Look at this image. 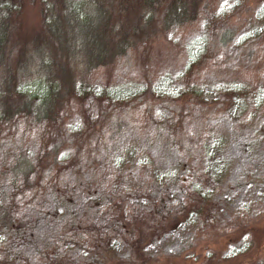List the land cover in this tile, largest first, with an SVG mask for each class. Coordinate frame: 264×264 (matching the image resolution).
Listing matches in <instances>:
<instances>
[{
    "label": "trees",
    "instance_id": "obj_1",
    "mask_svg": "<svg viewBox=\"0 0 264 264\" xmlns=\"http://www.w3.org/2000/svg\"><path fill=\"white\" fill-rule=\"evenodd\" d=\"M214 9V0H0V144L14 135L24 138L28 130L34 139L15 153L7 145L0 148V191H11L1 197L0 264H26L16 250L29 237L27 222L17 212L23 209L20 203L40 207L44 196L46 202L62 199L71 205L75 195L94 193L101 197L99 211L109 215L107 232L84 214L70 215L57 223L60 250L53 251V242L44 243L39 259L29 255L33 264H74L72 259L81 264L78 257L90 252L99 258L97 264H175L180 259L192 264H264V257L258 260L264 252L262 241L248 240L261 224L264 233V196L254 200L249 195L232 215L217 217L216 210L223 208L215 201L227 197H219V171L210 165L244 134L264 144L259 79H247L239 87L232 79L240 68L262 70L264 4L245 27L217 20L224 15H215ZM70 26L82 51L69 43ZM188 44L193 45L186 49ZM172 45L187 54L185 63L172 72L148 73L144 84L108 78L116 60L131 53L144 58L162 54ZM76 57L88 72L75 67ZM27 59L38 62L42 73L36 80L29 74L24 80L29 84L22 85L18 75ZM240 61L247 66L238 65ZM224 64L231 74L216 75ZM79 70L86 78L99 77L98 88L84 86ZM207 82L217 89L213 96L205 94ZM89 94L95 115L73 121L90 106L82 104ZM143 121L158 128L140 135V147L131 141L127 147L121 143L116 155L104 151L121 137L122 123L141 128ZM161 138L169 142L167 149L178 162L169 171L152 159L151 146ZM93 155L108 164L96 168ZM164 171L171 183H178V191H169L168 197L150 187ZM257 180L264 183V174ZM177 194L171 203L168 198ZM96 204L92 200L85 209ZM186 223L185 246L157 256L144 252L152 239ZM115 235L128 245L123 255L111 253ZM243 244L240 252L224 255L227 247Z\"/></svg>",
    "mask_w": 264,
    "mask_h": 264
},
{
    "label": "rangeland",
    "instance_id": "obj_2",
    "mask_svg": "<svg viewBox=\"0 0 264 264\" xmlns=\"http://www.w3.org/2000/svg\"><path fill=\"white\" fill-rule=\"evenodd\" d=\"M215 2V9L214 14L220 15L221 13L224 15V17H220V19H217L221 22H235L238 25H242V27H245L247 25V21L256 13L259 9H261V5L264 4V0H214ZM29 14H32L28 16L29 20L32 19L34 16V11L31 10ZM219 17V16H218ZM216 20V19H214ZM71 25V24H70ZM73 26H76L73 24ZM204 25H201L200 30L203 28ZM258 26V25H256ZM33 30V29H32ZM245 28H241V32L245 31ZM71 26L68 27L67 34H71V42L70 45L74 46L76 49L82 51V47L80 45V40H76V36L71 33ZM193 44H188L186 49H188ZM195 46V45H194ZM233 49V48H232ZM182 49H179L178 47H175L172 45L170 49H165L162 54H154L149 55L148 57L144 58L142 56H137V53H131L126 55L122 60H116L113 68L109 69L111 71L110 78L115 83H143V76H147L148 73L155 74L159 73L160 70L163 72H172L173 69H176L178 67H181L187 59V54L185 52L184 55H182L181 52ZM231 51V49H230ZM26 65L23 69L20 75H18L19 83H22V85H28V81H24L29 74L34 76V80L41 77L39 72L40 64L34 63V61H30V59H27ZM80 59L76 57V66L79 67L80 70H83V72H88L86 65H82V63H79ZM245 63L247 61L244 60ZM243 61H240L238 65L247 66ZM162 65V66H161ZM149 66V69H148ZM160 66V67H159ZM241 66V67H242ZM165 68V69H163ZM257 67L253 66L251 70H256ZM79 70V71H80ZM108 70V71H109ZM153 70V71H152ZM250 71L248 68L240 70H234V75L232 76L233 80L237 81V85L239 87L238 83H245L244 81H247V79L254 78L255 80L259 79V84L261 86V89L259 92L262 91V94L264 96V63L262 65V70L253 72ZM82 71H80L81 76L83 77V84L84 86H91L92 89L95 90L98 88V79L99 77L93 78H86ZM230 66L227 64L219 65L218 70H216V75H219V73H227V75L231 74ZM94 74V73H93ZM150 74V75H151ZM211 75V72H209ZM36 75V76H35ZM97 74H95L96 76ZM210 75H203L202 79H208L210 78ZM222 77V76H220ZM221 79V78H219ZM102 80H105L104 78ZM241 80V81H238ZM243 81V82H242ZM249 81V80H248ZM102 82V81H101ZM208 83V82H207ZM144 84V83H143ZM216 87H213L209 83L206 84L205 87V94L213 96L216 94ZM173 94V93H171ZM91 97V94L82 97V104L88 103L90 106H88L86 109L83 108L82 114H75L73 117V121L80 122L82 121L83 117H90L95 115V110L92 109V106L90 104L91 100H89ZM210 97V96H207ZM159 107V106H158ZM140 119H137L136 121L139 122ZM161 120L159 119L156 121L157 124H159ZM131 125V123H130ZM156 125V124H154ZM151 123H143L140 124L139 128L138 126H132L128 127L127 124L122 123L120 128V136H118V139L116 140V143L114 146H110L111 149L106 150L109 155H116L115 151H117V148L122 143L124 144V147H127L126 143H136L140 147V143L142 136H140L142 133H150L153 132V130H156L158 128L157 126H154ZM223 127L225 124H222ZM44 130V129H43ZM39 131H42V128H39ZM31 133V130H28L24 138H21L20 135H14L11 136V139L7 138V140L0 144L1 147H5V145L9 146L11 153H15L16 150H19V147L25 148V146L28 143H31L34 139L29 136ZM161 135L165 136L166 132L161 130ZM20 134V133H19ZM34 135V133H32ZM242 135V131L238 134ZM24 136V135H23ZM113 135H111L108 138V141L113 139ZM237 136V137H238ZM244 137H240L236 145L230 149H227L226 151L220 152L219 154H216L215 160H211L210 165L213 163L214 170L219 171L218 172V182L221 186V191L219 194V197L223 198V195H226V201L225 199L223 201L216 200L215 202L219 203L218 208H223L220 212V210H216V216L222 217L224 214H233V209L236 207V205L240 206L243 205L246 197L249 195H253V199L257 200L264 196V183L257 180V177L260 174H264V144L263 141H260V143H255L248 140V136L246 134L243 135ZM115 137V136H114ZM132 141V142H131ZM169 142L166 141V139H159L151 146V151L153 152V162H155V165L158 166L160 169H166L169 171L170 168L173 167L174 164H178V162L175 161L174 155L169 151L168 148ZM1 151V150H0ZM24 151V150H23ZM103 151V152H104ZM102 153V152H101ZM218 155V156H217ZM94 156V155H93ZM96 156L94 158L96 159ZM166 156V157H165ZM28 156V153L26 155ZM0 159H1V153H0ZM96 168H98L100 165L105 164L106 162L99 159L95 162ZM108 164V163H106ZM99 165V166H98ZM144 169V168H143ZM144 171V170H143ZM165 172V171H164ZM69 173V172H67ZM89 175V174H88ZM69 175H65L64 180H67V177ZM159 179H156L155 182L150 186L151 188L157 189V191H161V194L168 195L169 191H178V183L176 180L172 181V178L169 177L167 172H165L163 175L158 176ZM176 177V176H174ZM69 182V181H68ZM10 186H4L6 189ZM7 191H0V203H1V197L3 194ZM11 191H8L7 193H10ZM155 195L151 194V198H154ZM166 197V196H165ZM178 198V194L173 198H168V200L173 201V199ZM221 198V199H222ZM220 199V200H221ZM73 203L71 205H65L62 199H58L56 201H53L52 198H49L46 202L44 196L41 198L40 201L45 202L42 204V206L39 207L40 204L33 207L31 204L30 206H23L22 203L20 205L23 209L18 210L20 217L19 219L26 223L27 234L29 237H25V243H23L22 247L17 248L16 250L18 252H22L24 256V261L26 264H33V262L29 259L30 256L37 257L39 259L38 253L42 250L41 246L44 243L53 242V251H55L57 248V252L60 250L62 245V237L56 233L58 231L57 223L59 221L69 220L70 215H73V218H77L78 216L84 214L89 221H91V224L97 225L99 227L100 231L107 232L106 228H109V223L107 222L109 215H106V211L103 209L102 211H99L102 209L101 203V197L94 193L91 197H83L81 195H75V198L73 199ZM93 200L97 202L95 207H92V209H85L89 202ZM75 202V203H74ZM222 202V204H221ZM234 203V204H233ZM95 204V203H94ZM0 204V209H1ZM85 205L84 207H82ZM90 206V205H89ZM30 207V208H28ZM224 211V212H223ZM219 213V214H218ZM228 216V215H226ZM262 217L260 218V220ZM189 223L179 225L177 228L166 231L162 234H160L157 238L154 240L152 239L150 243L146 245L144 248V252L147 255H158L159 253H174L179 249V247L185 246L189 242V236H188V229L190 225ZM262 225V224H261ZM261 225L257 229V233L255 234V238L250 239V236L248 235V240H250L251 244H255L257 242H261V246H264V233L261 231ZM116 241L114 242V247L112 249L111 253H115L116 255H123L125 251H127L128 245L127 243L120 237H117L116 235ZM10 238V237H9ZM256 239V240H255ZM6 240V239H5ZM4 240V241H5ZM9 241V240H6ZM245 244L243 245H231L229 248L227 247L224 250V255L226 257L232 256L241 250L244 249ZM72 249L68 250V253ZM78 250V249H77ZM21 253V254H22ZM73 253V252H72ZM30 255V256H29ZM87 257H78L81 259V264H97L98 257L95 253L90 252L87 254ZM100 258H103L104 256H101L98 254ZM253 256V255H252ZM264 257V252L260 251V256L258 255V260ZM74 264L78 263L71 260ZM197 262V261H196ZM48 263V262H46ZM175 264H192L190 261L185 260V262L180 259L176 261ZM197 264H201L200 262H197Z\"/></svg>",
    "mask_w": 264,
    "mask_h": 264
}]
</instances>
